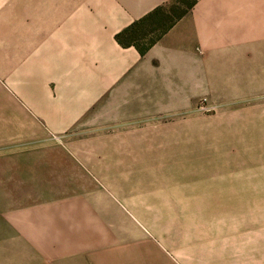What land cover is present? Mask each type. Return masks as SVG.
<instances>
[{
	"label": "crops",
	"instance_id": "crops-1",
	"mask_svg": "<svg viewBox=\"0 0 264 264\" xmlns=\"http://www.w3.org/2000/svg\"><path fill=\"white\" fill-rule=\"evenodd\" d=\"M233 1L242 0H196L141 54L117 35L172 0H0V86L27 121L22 129L57 141L103 123L134 129L113 137V145L127 147L109 155L132 172L158 162L139 148L147 117L187 109L211 94L220 99L225 132V148L203 171L219 178L218 200L210 185L192 187L190 195L158 186L108 188L116 201L87 218L57 204L36 213L27 197L34 192V150L1 148L0 264H264V234L174 224L202 199L227 210L237 188L249 184L258 193L264 178V28L242 25ZM149 28L143 22L136 32ZM217 224L225 226L226 218Z\"/></svg>",
	"mask_w": 264,
	"mask_h": 264
},
{
	"label": "rangeland",
	"instance_id": "rangeland-1",
	"mask_svg": "<svg viewBox=\"0 0 264 264\" xmlns=\"http://www.w3.org/2000/svg\"><path fill=\"white\" fill-rule=\"evenodd\" d=\"M230 8L243 14L242 25L264 28V0L233 1ZM256 11L260 14L258 18H247L248 14ZM4 92L0 86V149L18 146L20 152L34 150V192L27 197L31 200L33 196L36 213L41 211L42 205L57 207V204L67 208L68 212H74L76 208V212H80L84 218L90 217V214L102 212L107 202L116 201L107 192L108 188L158 186L190 195L192 187L202 189L210 185L211 192H214L210 196L214 201L218 200L219 178L203 177L209 161L217 158L220 149L225 148V132L221 135L219 129L218 103L221 102L214 95L195 97L187 109L185 106L175 113L147 117L144 145L139 148L144 149L148 160L158 157V162L146 163L144 172H132L124 168L127 167L126 162H113L109 155L117 150L122 153L127 147L113 145L116 143H113V137H121L134 129L103 123L100 129H75L66 138L57 141L41 131L22 129L28 123L20 114L13 112L11 99ZM250 101L239 105L251 104ZM241 135L243 139H248L242 131ZM119 141L126 140L120 138ZM37 156L42 159L39 160ZM48 156L49 160L45 161ZM118 168L119 171L116 170ZM242 180L249 181L245 178ZM258 183V193L250 192L249 184H243L237 188L238 193L228 194L233 201L228 203L231 207L227 210L210 208L205 199L200 200L199 204L195 202V209L186 208V214L175 219V226L186 231L193 226L203 227L209 232L225 227L227 233L242 234L244 237L264 234V178L258 179ZM23 200H26V195L20 194V201ZM198 206H202L201 209H196ZM174 211L184 212L176 208ZM222 218H226L225 226L217 224Z\"/></svg>",
	"mask_w": 264,
	"mask_h": 264
},
{
	"label": "trees",
	"instance_id": "trees-1",
	"mask_svg": "<svg viewBox=\"0 0 264 264\" xmlns=\"http://www.w3.org/2000/svg\"><path fill=\"white\" fill-rule=\"evenodd\" d=\"M196 4V0H172V3L165 7H159L154 12L134 23L123 32L117 35V40L122 45L133 43L141 54H144L152 44H154L168 28L176 21L187 14L189 10ZM158 17V18H157ZM150 21V28L145 33H138L137 28L143 22ZM150 34L152 38L150 37ZM154 34V35H152ZM148 38L146 45H140L144 39Z\"/></svg>",
	"mask_w": 264,
	"mask_h": 264
}]
</instances>
